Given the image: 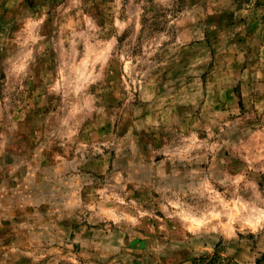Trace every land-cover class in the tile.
Wrapping results in <instances>:
<instances>
[{"label": "rangeland", "instance_id": "1", "mask_svg": "<svg viewBox=\"0 0 264 264\" xmlns=\"http://www.w3.org/2000/svg\"><path fill=\"white\" fill-rule=\"evenodd\" d=\"M0 264H264V0H0Z\"/></svg>", "mask_w": 264, "mask_h": 264}]
</instances>
